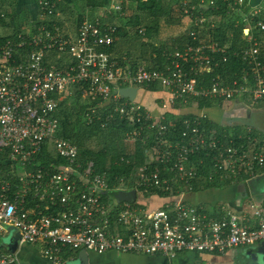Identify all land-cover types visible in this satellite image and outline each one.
<instances>
[{"label":"built area","instance_id":"1","mask_svg":"<svg viewBox=\"0 0 264 264\" xmlns=\"http://www.w3.org/2000/svg\"><path fill=\"white\" fill-rule=\"evenodd\" d=\"M135 1L108 0L104 11L121 15L123 5ZM224 1L229 3L227 14L235 12L242 17L246 41L234 51L242 62L240 74L227 82L219 76L209 84L201 77L199 83L197 80L203 72H210L212 65L227 60V46L218 38L183 52L175 50L171 64L161 70L144 66L132 70L129 63L106 50L116 40V26L99 17L83 19L75 34L56 24L50 29L41 25L35 32L20 31L0 43V236L7 234L6 227L11 224L19 232V246L38 245L51 264L64 263L65 249L167 257L183 252L222 255L264 240V202H248L242 213L226 209L214 217L186 198L196 191L193 187L206 182L244 184L259 175L264 167V146L257 131L252 127L238 133L227 127L221 131L205 128L200 121L205 116L195 114L169 119L166 111L153 113L136 97L130 100L118 91L131 86L138 94L142 88L158 85L165 92L166 104L177 110L195 106L200 99L222 103L247 96L254 102L262 100L264 4ZM38 4L44 15L53 13L50 0ZM186 4L183 0L188 24H202L206 15L200 12L192 17L190 9L202 8L205 0L189 8ZM244 4L248 5L243 9L246 13L240 15ZM190 34L197 36L196 31ZM48 51L66 53V67L47 61ZM215 58L218 62L213 63ZM177 59L192 60L193 65L184 71ZM75 86L87 103L84 124L96 122L107 129L121 121L123 140L144 145L145 161L129 176L115 177L111 186L105 172L92 170L91 161L85 165L78 162L76 143L58 134L59 102ZM44 144L65 160L53 172L28 167ZM203 155L211 161L204 173L200 171ZM131 161L119 157V162ZM6 163L16 167L17 173L11 167L4 171ZM154 189L163 193L154 192L162 199L154 208L120 201L111 194L116 190L150 193ZM120 226L125 228L120 230ZM0 264H22L18 251L8 250L0 242Z\"/></svg>","mask_w":264,"mask_h":264},{"label":"trees","instance_id":"2","mask_svg":"<svg viewBox=\"0 0 264 264\" xmlns=\"http://www.w3.org/2000/svg\"><path fill=\"white\" fill-rule=\"evenodd\" d=\"M86 5L93 9L96 13L93 14V16H86V15H80L76 18V24H75V32L77 31V28L81 24V21L85 19L86 17L93 20L96 17H99L102 21H107L108 23H114L116 26V40L119 36L124 35L127 33V30L125 29L124 25L120 20H122L126 13L130 10H132L131 5L134 6L135 13L133 14V17L131 18V21L133 25H141L144 23V34L148 37H151L153 33H157L159 21L162 17H167L169 19L176 18L178 22L182 17H185L187 15V12H184L182 9V2L183 0H175L177 2V10H175L173 7H169L166 0H137L135 2H130L128 4L123 5V13L119 15L118 13L115 14H106L104 11V5L107 0H85ZM50 3L53 4V13L51 15L46 16H52L56 14V8L57 4L54 0H50ZM199 3V0H187V7L189 8L192 4ZM205 5L202 6V8L195 7L194 9H190L191 16L196 17L200 12H203V14L206 15L205 21H203L200 25H191L187 29H183V31L177 35L176 37H172L169 41V44L161 43L158 45L157 48H155L154 45L150 44V55L147 57L148 64L144 66L146 69H157L161 70L165 66L171 64V60H173V53L175 50L183 52L187 47H193L196 48L198 45L203 43H208L212 39L218 38L222 43H224L227 46V60L225 62L220 61L217 65H212V69L210 72H203L199 76H197L198 83L200 82V77L203 79V83L209 84L211 82V79L213 77L219 76L224 81H228L236 77L240 74L241 68H242V62L240 57L234 55V51H236L238 48H241L242 46L246 45V41L242 38V27L244 26L242 22V17L235 15L234 20L230 19L229 14H227V10L229 8L228 1L224 0H213L212 3H209L208 0H205ZM247 4H244L242 7V10L247 8ZM42 13V12H41ZM246 13L244 10L241 11L240 15ZM43 14V13H42ZM181 17V18H180ZM229 18V19H228ZM114 19H117V22L114 21ZM234 22L238 25H234ZM213 23V26H212ZM53 24H57L56 22L52 21H43L41 23L36 24L33 31H37V28L41 25H47V27L50 29V27L53 26ZM59 26V24H57ZM61 27V26H60ZM191 31H196L197 36L194 37L191 35ZM231 34V37L228 34ZM4 40V39H3ZM0 39V43L3 41ZM115 40V42H116ZM113 45L109 48H107V51H110L114 55V46ZM114 57H117V55ZM214 57V56H213ZM118 59L120 57H117ZM216 58L217 57L216 55ZM213 61V63L216 61L218 62V59ZM46 60L50 62H56V64L60 67L63 65L65 66V61L69 62L66 53H60L55 51H48L46 55ZM180 62V67L184 71H189L190 67L193 65L192 60L189 62H183L181 59H177ZM212 63V64H213ZM63 66V67H64ZM132 70H135L138 65L131 64L130 65ZM62 67V68H63ZM66 67V66H65ZM64 67V68H65ZM154 85H149L148 87ZM152 87V88H153ZM73 90L71 91V94H69V97H64L58 105V109L56 112V116L59 119V132L58 134L70 139L72 142L76 143L79 148L78 153V162L81 165H85V163L91 161L92 164V170L94 172H105L110 186L115 182V177L120 175H126L129 176L130 173L134 170L137 164L142 163V156L144 155V148L143 143L136 142V143H130V147L133 145V149H135L134 157L132 158V161L130 164L119 162V157L123 153V145L121 141V136L123 134V128L124 124L121 121H114L109 125L107 129H103L100 127L99 123H94L92 125L84 124L82 120V114L83 111L86 108L87 103L81 101V91L78 89V87H73ZM67 100L70 101L73 112L68 111L66 106ZM220 103V101H214V100H208V99H200L197 101L198 107H206L211 106L212 103ZM73 115L76 117V119H72ZM192 116V115H191ZM201 125L205 128L208 127H217L218 130H222L223 127L220 125H216L215 123L208 120L207 117L201 118ZM232 130L236 133L240 132L241 129L238 127L232 128ZM107 131H109L108 135L106 134ZM94 135H103L108 136L109 139H112L113 143L116 146V149H110L111 145L109 147H101L99 149H91L87 146L86 140L87 138L94 136ZM116 144H120V146H117ZM122 145V146H121ZM127 155H130V152L127 153ZM204 156V155H203ZM204 164L201 166L200 171L205 172L207 168L209 167L211 161L209 162L208 158L204 156L203 158ZM64 164L65 160L52 154L47 144H44L41 151L34 157V159L31 161L29 168H32L35 170L36 168H41L44 173L45 172H53L55 171L58 164ZM209 163V164H208ZM10 167L14 169V172L17 173V168L14 166H11V164L6 163L4 164V171L9 170ZM19 169V168H18ZM13 175V172L11 173ZM12 180L16 181L12 177ZM225 184H221L218 181L213 182H206L203 183L200 188H211V187H223ZM194 189L199 187H193ZM199 188V189H200ZM197 190V189H196ZM158 192L159 195H163L159 190L154 189L150 190V193ZM149 194V193H146ZM31 203V202H30ZM66 255V253L64 254Z\"/></svg>","mask_w":264,"mask_h":264},{"label":"crops","instance_id":"3","mask_svg":"<svg viewBox=\"0 0 264 264\" xmlns=\"http://www.w3.org/2000/svg\"><path fill=\"white\" fill-rule=\"evenodd\" d=\"M55 3L60 4V0H54ZM72 2V0H69ZM68 0H63L66 5ZM39 0H0V39H5L8 36H13L18 32L33 31L36 24L43 21H52L59 24V27H63L64 19L63 15L57 16V13L51 17L41 13L39 9ZM251 5H263L264 0H250ZM89 9H92L88 7ZM57 11V8H56ZM87 11V9H86ZM96 13V12H95ZM94 13V14H95ZM89 15V14H88ZM86 15V16H88ZM91 16V15H90ZM56 24V25H57ZM190 27L187 25L184 29ZM74 34L73 32H69ZM258 35L263 36L260 32H255ZM264 40V36L262 37ZM118 57V56H117ZM120 59V58H119ZM140 89L143 91L141 99L148 109L153 113H160L166 111L167 118H179L183 114L190 115H202L208 118L211 122L221 127L234 128L238 127L243 129L245 127H252L257 131L258 139L264 146V102L261 106H258L257 102L252 101L247 96L234 98L227 102L212 103L211 106L198 107L190 105H179L184 108L180 110L174 109L166 104L165 92L160 86L154 85ZM139 90V91H140ZM138 96V94H137ZM136 96V98H137ZM264 100V98L262 99ZM260 100V101H262ZM257 104V105H256ZM255 105L257 107H255ZM123 153L120 156H125L132 159L135 154L133 145L130 147V143L123 140ZM121 145V146H122ZM120 146V144H119ZM130 152V155L126 154ZM145 155L142 156V163L145 161ZM137 164L136 166L140 165ZM200 188V187H199ZM197 188L196 191L190 192L186 195L189 202H192L214 217L222 215L223 211L228 209L237 213H242L243 208L248 202L263 203L264 202V167L260 171L259 175L250 179L247 183L242 184H230L223 187H211V188ZM137 204L144 208H154L158 206L162 199L160 196L154 193H142L137 192L135 201ZM251 221L255 218L251 217ZM118 231V230H117ZM120 232V231H119ZM2 245L5 248H9L3 241ZM9 250V249H8ZM18 256L22 264H51L47 259L41 256L40 247L34 244H18ZM82 250V249H81ZM81 250L65 249L63 255L65 261L69 260L68 264H79L78 253ZM72 261V262H71ZM88 264H257L250 260L245 249L242 247H236L230 249L226 254H217L209 252H183L175 257H167L163 255H147L138 253H118L112 250H108L104 253H92L88 252ZM263 264V263H262Z\"/></svg>","mask_w":264,"mask_h":264},{"label":"rangeland","instance_id":"4","mask_svg":"<svg viewBox=\"0 0 264 264\" xmlns=\"http://www.w3.org/2000/svg\"><path fill=\"white\" fill-rule=\"evenodd\" d=\"M166 1L167 2L165 3L168 4L169 7H173L175 10H177L178 4L175 0H166ZM59 2L61 3L58 4L57 7V11H56L58 12L57 16L63 15L64 19H66L65 22L63 23V27H60V30L62 31L74 32L77 16L88 15V14H89L88 16L90 15L93 16V14L95 13L93 9L88 10L85 0H72V2L69 1L68 5H66V2H63V0H60ZM107 3L108 0L105 2V4ZM134 6L136 5L135 4L131 5L132 10L128 11L125 17L122 20H120V22L123 23L125 29L127 30V33L117 38L114 46V52H115L114 55L115 56L117 55L118 57H120V59H123V61L129 63L130 65L136 64L138 66H146L148 64L147 57L150 55V50H151L150 44L154 45L155 48H157L158 45L161 43H166L168 45L170 39L172 37H176L177 35H179L189 21L187 19L188 18L187 16L182 18L180 17L181 19L179 22L176 18L171 20L167 17H162L159 21L157 33H153L151 37H148L144 34L145 32L144 23H142L141 25H133L132 22H130L131 18L133 17V14L135 13ZM229 16L231 20H234L235 12H230ZM115 21L117 22V19ZM228 35L231 37L230 33ZM70 90L72 91L73 89L71 88ZM142 93L143 91L141 90L138 92V96L136 98L137 100L141 99L142 97L141 95H143ZM69 94H71V92ZM68 95L65 97L66 98L69 97ZM262 102H264V100L257 102L258 106H261L263 104ZM256 105L255 107H257ZM65 107H67L68 111H72V112L74 111L69 100H67ZM72 119H76V117L73 115ZM108 133L109 131H107L106 134L108 135ZM112 143H113L112 139H109L108 136L94 135L91 136L90 138L89 137L87 138L85 146L91 149L94 148L96 150L103 146L109 147V145H111L110 149L113 148L116 149L115 144ZM116 145L119 146V144ZM106 199L112 202L111 199L109 198ZM6 228H7V234L0 236V242L3 241L7 246H9L8 248L9 250L15 251L18 248L19 232L11 224L7 225ZM124 228L125 226L119 227L120 230ZM68 262L70 261L68 260L66 264H68ZM82 262L83 260L80 259L79 264H82ZM257 264H262V263L258 262Z\"/></svg>","mask_w":264,"mask_h":264},{"label":"water","instance_id":"5","mask_svg":"<svg viewBox=\"0 0 264 264\" xmlns=\"http://www.w3.org/2000/svg\"><path fill=\"white\" fill-rule=\"evenodd\" d=\"M118 91L122 96L127 97L130 100H133L137 94V88L131 86H122L118 89ZM111 194L120 201L134 202L136 199L135 190H116ZM243 248L250 260L256 263L261 262L264 264V240L254 245L243 246ZM79 253V259L83 260L82 264H88V253L85 250H81Z\"/></svg>","mask_w":264,"mask_h":264}]
</instances>
